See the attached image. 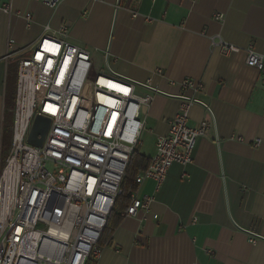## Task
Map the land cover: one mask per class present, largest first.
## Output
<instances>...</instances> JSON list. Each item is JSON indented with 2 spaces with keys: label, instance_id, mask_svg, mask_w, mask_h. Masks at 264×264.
<instances>
[{
  "label": "crops",
  "instance_id": "0c3cea01",
  "mask_svg": "<svg viewBox=\"0 0 264 264\" xmlns=\"http://www.w3.org/2000/svg\"><path fill=\"white\" fill-rule=\"evenodd\" d=\"M45 25H65L94 69L134 81L138 93L153 91L137 140L146 157L182 97L192 99L188 124L208 123L192 161L173 163L158 190L144 179L135 195L152 196L149 208L121 214L110 243L87 261L264 264V86L245 63L247 47L264 53V0H61L54 8L0 0V168L11 147L17 57ZM229 44L238 50L225 52ZM186 78L201 87H182Z\"/></svg>",
  "mask_w": 264,
  "mask_h": 264
},
{
  "label": "built area",
  "instance_id": "2783aa9c",
  "mask_svg": "<svg viewBox=\"0 0 264 264\" xmlns=\"http://www.w3.org/2000/svg\"><path fill=\"white\" fill-rule=\"evenodd\" d=\"M33 1L54 8L61 0ZM2 9L9 11L10 5ZM24 16L29 26L30 12ZM66 37L65 25L56 30L45 25L17 57L12 141L0 168V264H85L99 257L100 235L122 193L143 126L142 107L154 97L152 90L138 93L126 77L94 69L90 52ZM12 43L8 39L9 47ZM223 48L238 50L231 44ZM245 54L264 86V53L249 46ZM181 85L201 87L189 78ZM191 103L182 97L167 133L155 140L149 165L135 175L138 185L150 178L158 190L173 163L192 161L196 139L208 123L188 124ZM36 115L50 120L40 145L28 142ZM152 199L132 191L122 215L148 209Z\"/></svg>",
  "mask_w": 264,
  "mask_h": 264
},
{
  "label": "trees",
  "instance_id": "16d2710c",
  "mask_svg": "<svg viewBox=\"0 0 264 264\" xmlns=\"http://www.w3.org/2000/svg\"><path fill=\"white\" fill-rule=\"evenodd\" d=\"M150 158L146 157L141 151L140 146L136 143L125 169V174L121 182L122 193L116 197L114 206L107 218L106 226L104 227L100 238L99 245L105 241L109 244L111 241V234L115 227H117L122 220V212L126 209L129 203V196L132 191H135L138 184L135 181V175L138 171L147 168ZM85 264H90L89 261Z\"/></svg>",
  "mask_w": 264,
  "mask_h": 264
},
{
  "label": "water",
  "instance_id": "95a60500",
  "mask_svg": "<svg viewBox=\"0 0 264 264\" xmlns=\"http://www.w3.org/2000/svg\"><path fill=\"white\" fill-rule=\"evenodd\" d=\"M49 123L50 120L47 117L36 115L30 133L28 135V142L35 145H40L49 126Z\"/></svg>",
  "mask_w": 264,
  "mask_h": 264
},
{
  "label": "rangeland",
  "instance_id": "374dc122",
  "mask_svg": "<svg viewBox=\"0 0 264 264\" xmlns=\"http://www.w3.org/2000/svg\"><path fill=\"white\" fill-rule=\"evenodd\" d=\"M11 141H12V130H11V135H10V144H11Z\"/></svg>",
  "mask_w": 264,
  "mask_h": 264
}]
</instances>
